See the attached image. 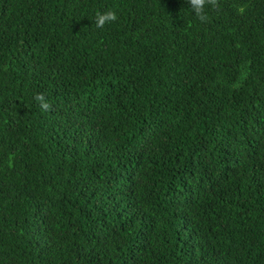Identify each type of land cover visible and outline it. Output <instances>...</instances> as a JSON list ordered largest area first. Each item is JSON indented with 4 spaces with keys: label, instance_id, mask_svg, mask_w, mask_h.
<instances>
[{
    "label": "trees",
    "instance_id": "1",
    "mask_svg": "<svg viewBox=\"0 0 264 264\" xmlns=\"http://www.w3.org/2000/svg\"><path fill=\"white\" fill-rule=\"evenodd\" d=\"M218 3L0 0V264H264V0Z\"/></svg>",
    "mask_w": 264,
    "mask_h": 264
},
{
    "label": "clouds",
    "instance_id": "2",
    "mask_svg": "<svg viewBox=\"0 0 264 264\" xmlns=\"http://www.w3.org/2000/svg\"><path fill=\"white\" fill-rule=\"evenodd\" d=\"M185 2L189 4L192 13L201 23H206L209 19L205 11L206 7L217 11L219 10L218 0H185ZM116 20L117 15L114 11L97 12L94 23L96 28H103L106 24L115 22ZM33 99L43 111H51L52 105L43 93H37Z\"/></svg>",
    "mask_w": 264,
    "mask_h": 264
}]
</instances>
